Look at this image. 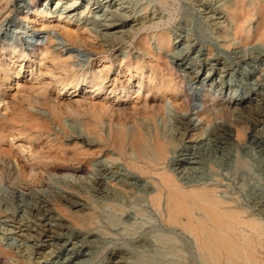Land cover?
I'll return each instance as SVG.
<instances>
[{
	"label": "rangeland",
	"instance_id": "obj_1",
	"mask_svg": "<svg viewBox=\"0 0 264 264\" xmlns=\"http://www.w3.org/2000/svg\"><path fill=\"white\" fill-rule=\"evenodd\" d=\"M8 1L9 5L0 15V35L9 34L7 38H0V49L2 45H5V48L17 46L31 55L33 51L47 43L50 36L55 35L54 42L62 41L56 32L41 29L43 21L51 25H67L77 30L80 37L75 44L71 43V46L81 45L80 49H85L90 55L88 69L97 71L102 69V74L108 77L103 85L105 93L103 91L91 95L88 89L84 90V95L91 96L93 103H104L98 105L103 106V109L98 107L101 112L97 122L106 138L109 126L115 128L121 123L129 131L137 122L141 123L145 132H152L156 127L167 137L177 136L179 130H182L178 114L170 103L173 96L168 93L164 98L165 117L156 115L153 121L143 119L145 113L143 111L153 108L154 104L151 97L155 94L147 93V87L139 93L130 89V96L123 99L116 96L117 92L119 95L122 94L119 90L115 94H109L110 88L117 87L120 83L125 84L128 80L133 86L137 85L138 78H135L138 76L137 73L133 68L128 72L125 63L129 60L135 62L142 56L148 57L137 48L141 37L148 41L150 47L158 53V57H161V61H164L166 56L173 61L171 66L180 69L179 75L184 80V93L196 91L202 97L200 102H196L198 104L193 102L195 106L200 107L199 109H203L204 101L210 96L229 101L242 96L249 97L250 100L258 99L259 94L253 91L243 89L245 92L238 91L236 96H233L235 92L231 91L229 94V89L220 92L216 87H211L209 82L213 80L208 82L206 79L204 84L191 85L187 79V73L195 72L198 68H200L198 74L203 73L204 76V72H207L213 62L216 68L224 62L236 65L234 66L236 72L256 54V47L259 44L252 41L258 23L256 12L253 19H249L247 26L251 31L249 35L251 41L244 44L240 39L233 37L234 23L230 19L229 8L236 0H111V3L107 2L109 0H23L21 6H12L11 0ZM244 1L252 8L264 7V0ZM74 2L77 6L68 8ZM35 11L39 14H35ZM125 13L127 17L140 21L133 23L134 28L141 30L132 36L131 40L130 37H124V42L113 47L103 46V49L107 50L103 54L86 45V43L95 47L101 44L108 45L111 38L106 41V38L99 34L105 32L104 25L118 20L122 15L126 16ZM13 30L18 32L12 33ZM160 32H167L170 35V48L181 43L179 49L187 53L186 66L180 68L175 60L169 57L167 49L158 43L157 34ZM37 36L41 39L35 42ZM68 47L56 45L52 47L55 51L52 53L56 55L59 52L67 56ZM191 47L202 49L205 53L213 49L216 56L209 60V64H204L195 60L196 55L192 53ZM72 49L78 51L77 47ZM36 55L33 62L26 59L21 62L19 61L21 59L16 58L7 60L13 69L22 67L18 77L12 70L8 79L0 72V131L3 129L0 132V136L1 134L3 136L0 140V165L3 160L11 161L15 167L19 165L16 168L18 173L15 172L17 176L9 175L5 178L0 176V264H54L61 255L63 257L68 254L72 247L85 254L84 258L88 264H105L115 252L124 256V262L121 264H255L252 262L253 259H257L256 264H264V212L261 211L264 206V154L249 142L246 143L248 136L241 141L246 144L242 147L244 149L233 146L235 149L224 152L213 150L212 153L206 154L201 176L206 175L207 179L204 178L205 182L200 180L192 183L211 189L221 201L222 208L238 211L244 218L256 219L261 226L258 233H252L246 226H239L240 232L243 231V234L249 236L247 239L250 242L238 241L241 247L230 258L221 251L219 260L218 258L215 260L200 251L193 236L183 229L181 225L185 218L183 214L179 216L178 222L168 220L165 194L158 206L152 200L153 192L150 186L137 181L134 184L131 172L135 171L129 168L127 158L122 156L119 150L104 142L87 146L72 138L71 135L85 134L86 123L92 120L94 115L91 109H81L86 115L80 116L63 113L61 116L65 119L66 128L62 129L59 127L58 118L54 114L52 115L54 117H50L46 107L30 104L28 100H19L25 94L17 91L16 83L24 84L31 81L27 68L33 66V70L38 68L46 70L47 64L50 63L39 67L37 60L40 56ZM76 64L79 65V62ZM144 65L142 77L143 82H146V75L151 72V68L147 64ZM262 66L264 67V64ZM217 76L218 74L213 78ZM229 83L228 76L225 78V86L231 87ZM243 83L244 81L238 83V87L244 88ZM51 93L55 96L57 94L55 90ZM69 93L59 94L58 98H61L59 106L64 105L62 99L72 97ZM205 93L208 96L204 97ZM109 103L126 104L125 114H121L120 110H113L115 112L112 114L109 111L111 108H108ZM253 105H256V101ZM195 106H192L188 113L182 114L196 119ZM236 114L237 110L234 108L232 118H235ZM248 114L245 112L244 116ZM217 122L224 121L219 119ZM251 123L249 130H254L264 138V121ZM205 127L201 138L205 143H212L215 131L212 125ZM197 129L198 127L194 133L199 131ZM91 133L93 132L88 133L89 136ZM174 139L175 149L171 150L170 160L162 169L170 173L181 188L189 190L192 188L189 186L191 184L183 185V178L188 175L183 176L182 168L177 169L172 165L188 140L179 138V135ZM127 155L137 158L129 149ZM46 164L64 167L65 171L57 172L55 169L43 171ZM79 167L84 170L75 172L74 170ZM143 178L145 180L153 178L151 186L153 189L157 188L156 185L159 183L157 175L152 174L150 177L146 175ZM13 189L22 193L23 197L12 193ZM71 196L82 205L78 208L71 206L66 201L68 199L66 197ZM48 209H51V212H48ZM49 227L51 230L46 232ZM65 240L70 242L65 245L63 243ZM47 241L52 245H48ZM36 244L48 246L39 249Z\"/></svg>",
	"mask_w": 264,
	"mask_h": 264
},
{
	"label": "bare ground",
	"instance_id": "obj_2",
	"mask_svg": "<svg viewBox=\"0 0 264 264\" xmlns=\"http://www.w3.org/2000/svg\"><path fill=\"white\" fill-rule=\"evenodd\" d=\"M22 2L23 0H11L10 3H12V6H19ZM107 2L111 3L112 1L109 0ZM8 5V0H0V15ZM76 6L77 3L74 2L68 8L71 9L75 8ZM254 12H256L258 17V23L256 25L255 31L253 30L254 34L252 41H257L259 45L256 44L258 45L256 47V54L251 56L250 61L245 62L240 70L238 69L235 72L234 66L236 65L232 66V64L229 62H224L222 65L216 68L215 62H213L212 64L210 63L212 66L208 67L207 72H204V76H202L203 73L198 74V69L200 68H198L195 72H188L187 70L184 71L188 72L187 79L188 82H191V85L199 83L204 84L206 79L208 82L213 80L212 82H209L211 87H216L218 91L220 90V92H223V90L226 92L229 89V94L231 91H233L235 92L233 96H236L238 91L243 93L248 90V92L253 91L254 93H258V99L250 100L249 97L242 96L239 99L235 98L234 100L229 101L225 99L222 100L223 98L221 99L214 96L211 97L209 95L210 97L204 101L203 109H199L200 107L195 106L193 102H200L202 97L196 91L184 93V80L183 77L179 75L180 69L171 66L170 64H172L173 61H170L168 57L166 58V56L165 59L163 58L164 61H161V57H158L157 55L158 53H155V51L150 47L148 41H146L145 38L142 39V37L141 40L138 41L137 48L145 52L148 57L145 58L142 56L137 58L135 62H131V60H129L127 63H125V67L127 68L128 72L133 68L137 73L138 76L135 77L138 78L137 85L133 86L130 80H128L127 83H120V85L117 87H109V94H115L118 90L121 91L122 94L119 95L117 92L116 96H119L122 99L130 96V89H133L136 93H139L143 88L147 87V93L152 92L155 94V96L151 97V99L154 100V104H152L153 108L143 111L145 112L143 113L144 120L150 119L153 121L156 115H160L164 118L166 113V104L164 98L167 93L173 96L170 103L178 114L176 115L182 128V130H179L176 135H179V138L184 140L187 139L188 141H186V144L183 145V150L180 151L181 153L176 158L174 156L175 159L173 160L172 165L177 169L182 168L183 176L188 175L187 177L183 178V185L191 184L189 186H192V188L189 190H184L181 188L174 177L170 173L168 174L166 171H164L165 169H162L164 164L168 163L170 160L169 154L174 148L173 139L177 136L167 137L165 134L163 135L160 131H158L155 126L154 131L145 132L142 129L141 123L137 122L131 131L127 130L123 123L119 124V127L115 128L109 126L107 136L108 138H106L103 129L100 125L98 126L97 122L101 112L98 110V107L101 109L103 106H100L104 103H93L91 96L88 97L84 95V90L88 89L90 94L103 91L105 93L103 85L108 77L107 75L102 74V69H99L98 71L97 69H88L87 66L89 65L90 55L85 52V49H80L82 47L81 45L71 46V43L75 44L80 37L76 29L67 25H51L43 21L41 29L45 30L46 32H56L62 41L54 42L53 38H55V35L50 36L48 37L49 41L43 44L42 47L37 48L36 51H33L31 55L30 52L26 53L23 49H19L17 46L5 48V45H2L0 49L1 51L3 50L2 52L0 51V72H2L5 75V78L7 77L8 79L12 74V70L15 72L16 77H18L22 72V67L19 69H13L9 66L7 60L11 61L16 58L17 60L21 59L19 60L21 62H23L25 59L29 62H33V57L37 52H39L37 54L40 56V59L37 60L39 67L45 66L47 62L50 63L47 64L46 70L41 68L33 70V66H29V68H27L29 75L31 76V81L24 84L19 82L16 83L17 91L25 94L24 96L22 95V99L19 100H28L30 104H37L39 106L46 107L50 117L54 114V116L58 118L56 119L57 121H60V124H58L62 129L66 128L65 119L61 116L63 113H72L80 116V114H84L82 113L83 110L81 109H91L94 115L92 120L87 119V126L84 129L85 134L82 133L79 135H71L72 138L79 140L81 143H85L87 146H95L97 143L104 142L106 145L119 150L122 156L127 158L129 168L135 171L131 172V177L134 180V184L135 181H137L150 186L153 192L152 200L158 206L161 204L163 194L166 195L165 206L169 221L178 222L179 216L183 214V217L185 218L183 219L181 225L185 231L193 236L196 246H198L200 251L204 252L215 260H217V258L219 260L221 251H224L227 257L230 258V256H232V254L235 253L239 247H241L238 241H246L247 243L249 241L247 239L249 236L243 234V231L241 233L238 227L246 226L251 230L252 233H258L261 231L260 223L253 218H244L238 211L222 208L221 201L213 194L211 189L205 187L204 185L200 186L194 185L192 183L200 180L205 182L204 178H206V175L204 174V177L201 176V174H203L201 173V170L204 167V157L206 154L208 155V153L213 150H220V152H224L229 149L231 150L233 146L244 149L242 147L246 146V144L244 141H241L247 138V136L248 139L246 140V143L249 142L254 146V148L259 149L264 154V138L260 137L261 135L259 136V134L255 133L254 130L250 131L251 129L249 125L250 122L256 123L261 120L264 121V67L262 66V64H264V7L252 8L244 0H236L234 5L229 8V16L231 21L234 23L233 37L238 40L240 39L242 41L241 43L244 44H248L251 41L249 38L251 31L247 29V26L249 25V19H253L255 15ZM34 13L37 15L39 14L37 11ZM115 15H117V13ZM118 20H113L112 22L109 21L110 24H106L103 27L105 32L103 31V34H101L102 32L99 34L100 36H104L106 41H108L107 39L109 37L111 38L108 42V45L101 44L99 47H95L90 43H86V45L93 47L94 50L103 54L107 52L106 49H103V46H107L108 48L113 47L116 44L124 42V37H130L131 40V37L141 30V28L138 29L134 28L133 26V23L139 20H133V18L131 19L127 17V15H122ZM150 26L151 25H149V27ZM13 32L18 31L13 30L12 33ZM8 34L9 33H1L0 38H7ZM99 35L97 36L99 37ZM39 39H41V37L37 36L35 42H37ZM157 41L160 45H162V47L167 49L170 54L169 57L174 59L180 68L187 65V61L185 62L187 53H185L183 49H179L182 39L180 42H178L180 43L179 45H174V47L170 48V35L167 32H160L157 34ZM188 43L187 45L190 44ZM56 45H61L62 47L70 46L67 49L69 54L67 56H63L58 52L56 55H54L52 52L55 51L52 50V47H55ZM72 47H77L78 51L73 50ZM197 48L193 49L191 47V49H193L192 53L196 55V61H202L205 64L208 63L211 58L216 56L213 49H210L207 53H205V51L202 49L198 50ZM236 51L234 53H236ZM74 58L77 60L73 61L72 59ZM100 60L101 59H99V61ZM77 62H79V65H75ZM144 64H147L151 68V72L146 75V82H143L144 80L142 77V69ZM217 74L218 76L213 78ZM228 76L230 81L229 85H231V87L229 86L230 88L227 87V85L225 86V78ZM233 78L235 80H233ZM242 81H244V88H239L238 83H241ZM243 89L245 91H243ZM52 90L56 91V96L51 93ZM70 91L71 93H69ZM62 92H68L72 97L70 99L68 98L67 100L62 99L64 105L59 106L61 98L59 99L58 97ZM206 96H208L207 93L204 94V97ZM162 101H164V103H160ZM255 101L256 105H253V102ZM99 103L101 104L100 106H98ZM105 105L108 106V104ZM115 105L111 103L108 106V108H111L109 111L112 112V114L115 112L113 110H120L121 114H125L124 109L126 110L127 108L126 104L117 103ZM192 106L197 108L196 119L194 120L190 116L182 114L183 112L188 113ZM234 108L237 110V114L235 115V118H232V112ZM109 111L107 115L109 114ZM245 112H247V114L249 113L248 116H244ZM219 119H222L224 122H217ZM205 125H212L213 130L215 131V138L214 141L212 140V143H205L201 138L203 129L206 128ZM196 127H198L197 130L199 131L194 133ZM86 129H88L89 132H93L90 134L91 136H89V132H87L88 130L86 131ZM1 131H3V129ZM1 136L0 140H2ZM91 137L94 138L91 139ZM128 149L133 152L137 158L128 156ZM17 167H19V165H17ZM17 167H15L11 161L3 160L2 164L0 165V176L5 178V176L11 175L13 177L16 175L15 172ZM49 169H55L57 172L65 171L64 167H54L48 164H46L42 170L48 171ZM83 170L84 169L82 167H79L74 171L81 172ZM152 174L157 175V178L159 179L158 184L154 183L155 185L157 184V188L154 189L151 186L153 178L151 180H145L143 178V176L146 175L150 177ZM12 193L23 197L22 193H19L14 189L12 190ZM72 197L73 196L66 197L68 198L66 201L73 207H80L82 205L81 202L79 200L72 199ZM47 211L51 212V209H48ZM196 211H199L200 213L198 214ZM261 211L264 212V206L263 210ZM50 230L51 227L47 228L46 232ZM69 242L70 241L65 240L63 243L66 245ZM47 244L52 245V243H49V241H47ZM48 245L36 244L35 246L40 249ZM115 253L108 258L105 264H121L124 262V256L122 254ZM84 256L85 254H83L82 251L72 247L68 251V254L63 257L61 255L60 258H57V260L54 261V264H88V261L84 258ZM252 262H255L256 264L257 259H253Z\"/></svg>",
	"mask_w": 264,
	"mask_h": 264
}]
</instances>
